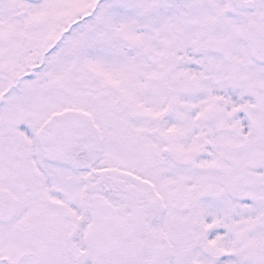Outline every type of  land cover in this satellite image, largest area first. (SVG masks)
Here are the masks:
<instances>
[{
  "label": "snow or ice",
  "instance_id": "6c2138e0",
  "mask_svg": "<svg viewBox=\"0 0 264 264\" xmlns=\"http://www.w3.org/2000/svg\"><path fill=\"white\" fill-rule=\"evenodd\" d=\"M0 264H264V0H0Z\"/></svg>",
  "mask_w": 264,
  "mask_h": 264
}]
</instances>
